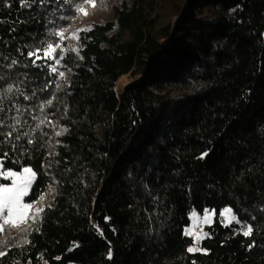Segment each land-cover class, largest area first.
Here are the masks:
<instances>
[{"label": "trees", "instance_id": "obj_1", "mask_svg": "<svg viewBox=\"0 0 264 264\" xmlns=\"http://www.w3.org/2000/svg\"><path fill=\"white\" fill-rule=\"evenodd\" d=\"M9 2L12 9L0 0V19L28 21L0 25L13 52L17 42L55 41L46 36L47 20L55 21L47 28H77L75 11H65L63 20L60 12L41 15L37 23L19 0ZM14 26L17 41L9 36ZM85 29L76 39L83 59L68 47L64 65L71 71L59 89L53 84L40 92L55 77L19 69L35 81L22 90L30 95L36 88L39 99L14 97L16 103L35 108L56 96L46 109L54 127L37 130L36 146L25 145L30 151L14 168L30 165L41 173L25 199L38 200L49 187L44 205L52 207L24 227L30 245L13 246L24 239L20 229L0 234V243L11 247L0 264H24L28 257L33 264H264V249L246 251L253 239L264 244V214L256 212L264 205V0H119L111 17ZM122 75L131 80L116 91ZM24 119V131L38 123L28 113ZM62 126L68 131L55 136ZM229 205L242 219L244 208L256 214L259 234L245 238L234 235L237 225L223 227L219 213ZM193 208L217 212L205 227L211 238L201 243L209 255L186 252L193 239L183 230ZM169 215L161 228L158 217ZM74 242L80 246L69 251Z\"/></svg>", "mask_w": 264, "mask_h": 264}, {"label": "snow or ice", "instance_id": "obj_2", "mask_svg": "<svg viewBox=\"0 0 264 264\" xmlns=\"http://www.w3.org/2000/svg\"><path fill=\"white\" fill-rule=\"evenodd\" d=\"M4 6L8 9L13 8V3L9 0H3ZM85 5H91L95 7V0H19L20 9L28 10L31 19L37 23L40 22L39 17L56 16L57 12L61 15L59 19H67L63 15L65 11L72 10L76 13H82L88 15ZM66 6H70V9ZM239 5H237V8ZM232 9L231 11H235ZM74 18V17H73ZM26 20L8 21L6 19H0V25L6 23H14L17 25L26 24ZM54 20H47V24H54ZM45 24L46 36L57 37L55 41L48 39H42L35 44H29L25 42L21 45L17 42L15 50L11 47V42L3 36H0V180L10 181V183H0V234L6 232L9 228H19L24 234V239L13 246L21 247L25 244L30 245L31 241L27 238L30 232L27 228L21 226L24 225H35L43 219L42 213L45 208H51L52 205H41L36 207V204L44 200V194L39 196L38 200L26 201V197H30L34 185L38 182L41 173H38L30 165H25L19 170H14L16 165H20V157H24L30 149L26 148L25 145H31L33 147L37 144V138L34 135L37 130L41 129V126L54 127V122L49 118L50 113L46 112V109L53 105L56 100V96H52L50 99L40 100L39 104L33 106H23L13 99L22 97L23 100L39 99L37 96V89L33 88L31 94H26L22 90L21 85L27 81L28 83H35L33 79L29 77L28 72H21L19 69H36L39 73H47V77H55L53 79H46V83L40 92H47L53 84L57 89L60 88L59 81L66 79V71H62L64 62L68 55L69 49L64 45V41L68 38L65 37L63 31L57 28H47ZM88 29H80L77 32L72 33V38L79 40V31H87ZM18 31V27L9 28V36L12 41H17V37L13 35ZM33 41L36 40L34 33L28 34ZM22 39V38H21ZM25 49H27L25 53ZM59 54L57 55V52ZM77 56H79L80 49H71ZM83 59L82 56H79ZM68 72L71 69H67ZM68 87H71V83H68ZM5 102H8L6 106ZM35 109L39 110L40 115H33ZM66 111V109H65ZM11 113V115H9ZM25 113L31 117L32 120L38 121L35 128H31L29 131H24V126L28 124V120L24 119ZM68 129L61 127L56 130L54 135L60 137L67 132ZM42 136H47V132L41 131ZM57 144L60 141L56 142ZM50 147L53 145L50 144ZM210 151V150H209ZM208 151L203 152L197 157L199 160H203L208 156ZM48 156H52L53 152L49 151ZM58 155V153H56ZM30 158V157H29ZM43 163L41 167H43ZM51 164H49V169ZM70 171V169H69ZM151 171V168H149ZM248 172L252 173V167L249 166ZM49 172L43 173V175H50ZM131 175V173H129ZM55 183H59L55 181ZM147 187V186H146ZM209 188H213L214 185H208ZM191 192V187L188 189ZM159 200V197L154 198V202ZM162 203V201H161ZM145 211H147L145 209ZM243 211L247 214L246 219H242L241 216L233 209L232 206H225L219 213V223L225 227H232L233 224L238 227H232L234 235H242L245 238H250L256 233L259 234V229L254 227L252 222L257 221L258 217L253 212H250L247 208ZM256 212L264 214V205L256 207ZM163 213H160V217ZM217 212L215 209L205 208L203 214L200 215L193 208L190 213L191 225L185 226L183 235L186 237H192V245L186 248L188 254L209 255L208 249L203 248L201 243L204 239H210L211 234L205 232L204 226L211 227L216 222ZM111 218L105 217V221L108 222ZM152 219V215H149V220ZM171 219L169 215L167 218H159V226L161 228L167 225V221ZM93 228L99 233L100 236H104L103 230L98 224L93 223ZM38 231L39 229H33ZM115 233L116 229H112ZM109 251L107 253V259H112L111 242L109 241ZM80 245L78 242H74L73 248L69 251H73ZM256 248L264 249V244H258L256 239H253L250 244L247 245L246 251L252 252ZM11 253V247L8 245V241L0 243V261H3ZM42 254L38 257V260H42ZM55 259L59 260L60 257ZM247 259V257H245ZM16 264H20L19 261ZM24 264H33L32 258L24 262ZM44 264H47L45 261ZM191 264H196L195 260L191 261Z\"/></svg>", "mask_w": 264, "mask_h": 264}, {"label": "rangeland", "instance_id": "obj_3", "mask_svg": "<svg viewBox=\"0 0 264 264\" xmlns=\"http://www.w3.org/2000/svg\"><path fill=\"white\" fill-rule=\"evenodd\" d=\"M118 3H119V0H95V7H92L91 5H85L87 12H88V15H83L82 13H77V16H76L75 21H74V25H76V27H77L76 30L75 31L68 30V29L61 30V31H63L65 37H68L65 40L66 41V47L67 48L70 47L71 49L76 48V39L72 38V33L77 32L80 29L88 28L90 23L93 20H100L101 21L102 19H108L109 17H111V5L112 4H118ZM196 9L197 8L194 7L193 11ZM58 54H59V51H58ZM61 70L66 71L65 65L63 68H61ZM66 76H67V71H66ZM130 80H131V78L128 75H124L123 80L116 83V85H115L116 91L122 90L124 88V86L129 83ZM0 183H10V181L2 182L0 180ZM43 194H44V200L37 203L36 207H40L41 205H44V203L47 201V199L51 195V188L48 187ZM198 214L202 215L203 212L202 213L198 212ZM189 218H190V214H189ZM189 225H191V220L189 221ZM189 225H187V226H189ZM25 226H27V225H24L21 227L24 228ZM205 227L206 226H204L203 230L206 232ZM17 229H19V228H13L12 232H14Z\"/></svg>", "mask_w": 264, "mask_h": 264}, {"label": "bare ground", "instance_id": "obj_4", "mask_svg": "<svg viewBox=\"0 0 264 264\" xmlns=\"http://www.w3.org/2000/svg\"><path fill=\"white\" fill-rule=\"evenodd\" d=\"M123 78H124V75L120 76V77L117 79V82H116V83H118V82L122 81V80H123Z\"/></svg>", "mask_w": 264, "mask_h": 264}, {"label": "built area", "instance_id": "obj_5", "mask_svg": "<svg viewBox=\"0 0 264 264\" xmlns=\"http://www.w3.org/2000/svg\"><path fill=\"white\" fill-rule=\"evenodd\" d=\"M89 27H90V25H89ZM89 27H88V28H89Z\"/></svg>", "mask_w": 264, "mask_h": 264}]
</instances>
